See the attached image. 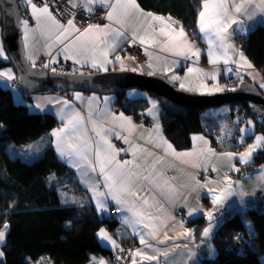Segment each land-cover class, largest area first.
<instances>
[{"label":"crops","instance_id":"crops-1","mask_svg":"<svg viewBox=\"0 0 264 264\" xmlns=\"http://www.w3.org/2000/svg\"><path fill=\"white\" fill-rule=\"evenodd\" d=\"M79 1L87 8L84 0ZM108 2L116 4V0ZM120 2L126 3L127 0ZM205 3L208 4L206 22L213 18L216 21L226 18L228 21L226 32L221 31V35L226 37L223 42L217 39L214 33L206 34L200 31L199 14L204 11ZM136 4L140 11H130L127 17H122L121 24L114 23L117 13H113V21L107 19L111 9L106 7V20L99 25L108 28L100 32L93 30L79 39H74L79 34L72 29L63 38L64 43L55 39L59 28L50 17L42 15L39 21L33 18V25L28 24L27 29L22 25L21 28L26 57L34 66H41L40 61L46 58L54 59V63H69L71 72L77 73L132 71L145 75L157 74L165 77L178 89L197 95L234 90L242 81L249 79L264 94V88L261 87L264 83V69H258L254 65L239 43L252 29L264 26V0H203L198 12L197 37L192 36L172 17L144 10L137 1ZM97 7L103 6L94 5V8ZM237 8L240 9L239 12ZM31 12L30 6V14ZM148 13L165 18L166 23L163 26L169 34L183 39L184 43L176 48L164 43L165 37L161 36L159 31H152L153 27L158 29L162 25L153 21ZM52 15L55 16L53 13ZM168 18L171 19V27L167 26ZM179 28L183 29L185 37H179ZM116 29L123 31L124 35L115 37ZM134 34L138 37L135 42L132 39ZM145 36L153 39H146V42L141 44L139 38ZM65 44L69 45L68 51L79 60L78 63L73 59H65V52L61 51ZM113 44L116 45L114 50ZM135 45L141 48L146 58L145 63H137L126 53L127 49ZM193 49L199 52V56L191 55ZM209 51L212 52L211 57ZM241 53L243 60L240 58ZM117 57L120 59L117 60ZM211 60H215V63L210 62ZM93 64L97 67L94 68ZM249 64L251 67H248ZM188 68L193 71L189 72ZM229 68L232 69L231 72L228 71ZM65 92L66 95L44 91L28 96L15 93V100L17 103L27 104L32 112L48 113L58 119L59 126L42 139L40 147L44 149L46 144L53 147L59 159L75 172L85 198L91 202L99 216H110V211L116 210L114 219L119 226L115 234L110 233L106 227L102 229L117 246L130 235L137 238L138 246L132 256L136 264H158L157 260L149 261L143 255H135L138 251L151 255L153 248L167 251L166 260L163 255H159V264H203L204 259H214L217 249L213 239L220 224L229 214L253 207L256 197L261 196L264 199V164L255 170H247L253 162V155L246 156L247 163L241 162L240 156L246 154L245 147L236 150L221 149L204 134H195L189 149L176 148L164 133L161 123L162 108L156 98L151 101L149 110L142 114L145 117L139 119L127 115L117 106L116 94ZM77 96L80 98L77 99ZM64 101H67L66 105L62 103ZM64 113L73 115V118L74 114H79V122L65 128L68 121L60 118ZM144 119L154 121L151 130L147 129ZM62 128H65V131L61 132L60 136L64 138L62 146L66 150L68 144L75 146L87 141L89 157L99 148L102 154L110 159L115 161L117 158L116 162H130L125 166V171L129 173L128 179L132 189L139 193V197H122L123 207L129 210L117 211L120 206L111 196L106 195L100 196L99 199L105 201L107 211L101 212L97 209L92 185L97 183V191L100 193L108 192L99 166L93 173L87 161L75 163L79 160L78 156H61L57 150V138L52 133ZM70 131L74 132L71 139L68 138ZM121 136H126L132 141L123 155L115 146V140ZM168 145H171V149ZM227 153L234 155L228 156ZM202 175L204 178L201 180ZM213 191L221 195V201L216 204L213 203ZM144 200L148 201L147 207L154 214L151 220L145 217L144 222L149 226L145 228L139 222L125 223V218L132 219L133 212H139L144 206ZM191 209L195 211L189 215ZM200 218H205L206 224L199 228L195 223ZM154 228H157L156 234L149 236L148 233ZM205 229H209L208 236H204ZM137 233L144 234L147 243L152 247L147 248L141 244L140 235ZM99 240L112 249L116 248L107 240L100 237ZM3 244L4 242L0 244V251L4 253ZM100 261L109 264V259L98 256H93L90 264H99Z\"/></svg>","mask_w":264,"mask_h":264},{"label":"trees","instance_id":"trees-1","mask_svg":"<svg viewBox=\"0 0 264 264\" xmlns=\"http://www.w3.org/2000/svg\"><path fill=\"white\" fill-rule=\"evenodd\" d=\"M136 1L144 10L170 16L192 36H198V12L203 0ZM245 39V54L263 70L264 26L252 29ZM6 66H11L8 56L0 57V69ZM13 88L0 81V229L5 222L8 225L0 264H90L93 256L107 258L110 264L116 248L102 244L98 232L106 227L115 234L119 225L116 220L110 221L108 216L96 213L85 198L75 172L59 159L55 149L46 144L36 154L23 156L9 152L11 144L41 143L59 126L53 115L32 112L24 102L17 103ZM134 89L117 93L116 104L127 115L142 119L155 98L143 90L130 91ZM44 91L48 90L41 92ZM19 93L28 96L21 90ZM232 107L251 116L245 103ZM161 108L164 133L180 150L191 147L195 134L208 136L221 149L235 150L243 149L256 134L264 135L261 122L252 117L256 122L254 133L239 139L233 132H224L221 117L210 109H191L171 115ZM263 164L264 148L253 156L247 170ZM206 203L209 205L208 200ZM245 218L251 221V228ZM195 224L200 228L206 219L200 218ZM131 236L119 244L128 243ZM213 240L217 256L204 259L203 264H264V203L261 207L255 203L243 212L229 214L217 228ZM255 248L260 249V254L254 252Z\"/></svg>","mask_w":264,"mask_h":264},{"label":"snow or ice","instance_id":"snow-or-ice-1","mask_svg":"<svg viewBox=\"0 0 264 264\" xmlns=\"http://www.w3.org/2000/svg\"><path fill=\"white\" fill-rule=\"evenodd\" d=\"M26 3L31 6L32 12H31V18L36 19L39 21L40 17L42 15H47L50 17L53 21L54 24H56L59 28V31L57 35L55 36V39L59 41L60 43H64V37H66L70 30L74 29L75 32L79 35L75 36L74 39H79L80 36L86 35L87 33L92 32L93 30L100 32L103 31L105 28H108V26H101L99 24H91L89 23L86 28H80L76 25L75 23V14L71 13L69 15V18L67 19L65 24H61L55 16L52 15V12L50 10V7L47 3L44 2V0H41V7H37L36 4L32 3V0H26ZM99 4L103 7H107L111 9L109 13L107 14V19L109 21H113V13H117L116 18L114 23L116 24H121L122 23V17H127L130 14V11H140L138 5L136 4V0H127L126 3H121L120 0H116V4L113 5L108 2V0H84V5H87L86 11L89 13L94 11V5ZM68 5H71V8H76V7H82L80 4L79 0H65V7H68ZM118 10H122V12H118ZM238 12L240 11L239 8L236 9ZM208 11V4L205 3L204 5V11H201L199 16H200V31L203 33H214L216 38L219 39L221 42H223L226 37H223L221 35V31L227 30V24L228 21L225 18L223 21H216L214 18L210 19L209 21L206 22L205 16ZM63 14V13H61ZM143 14V13H141ZM153 21L158 22L161 27L158 29L153 27L152 31L155 33L156 31H159L160 35L165 37V40L163 41L164 43L168 44L169 46L176 48L181 46L184 43L183 39L177 38V36L170 35L169 32L166 30L165 25V18L160 17V16H153L151 13L147 14ZM219 15V13L217 14ZM235 22V21H233ZM25 29L28 28V21L25 20L22 22ZM171 19L168 18L167 21V26L171 27ZM214 25V26H213ZM178 34L180 38L185 37V33L182 28L178 29ZM124 32L121 31L120 29H116L115 31V37H120L123 36ZM26 39H27V32L25 34ZM114 37V38H115ZM138 37L134 34L132 36L133 41ZM146 39H153V37L145 36L142 38H139V42L141 44H144L146 42ZM211 44V40L209 41ZM95 46V45H93ZM51 47V45H49ZM116 47L115 44L112 45V49L114 50ZM69 45L65 44L64 48L61 49V51L65 52V59H73L75 63H78L79 60H77L73 55L68 51ZM179 54V53H177ZM192 56H199V52L197 50L192 51L191 53ZM0 56H3V48L0 47ZM212 56V52L209 51V57ZM5 59L7 57H4ZM187 58V56H186ZM241 60H243V54H240ZM29 59L31 60V56H29ZM120 58L117 57V60ZM56 62L54 59L49 60V64ZM210 62L215 63V60H211ZM227 62V61H226ZM34 63V62H33ZM94 68L97 67L96 64L92 65ZM103 65H100L102 67ZM44 67H48V65H44ZM248 67H251L249 64ZM55 71V69H52ZM106 70V69H105ZM135 70V69H134ZM189 72H192V68H188ZM229 72L232 71V69H228ZM6 76L9 80L14 79L11 71L7 72H0V77ZM175 79V76L173 77ZM181 87H183V84H181ZM261 87L264 88V83L261 84ZM80 97L77 96V99ZM63 104H67V101L62 102ZM37 107H40V105H37ZM75 118H73V115L64 113L61 114L60 118L61 120L67 119L68 123L65 125V128L68 127V125H74L79 122L80 117L79 114H74ZM122 117V114H121ZM65 128H62L58 131H54L52 133L53 136L57 138V150L60 152L61 156L68 155L69 157H75L78 156L79 160H76L75 163H84L87 161L88 167L91 168V171L93 173L96 172L97 166H99L100 170V175L103 178L104 181V186L108 189L107 193H100L97 191L99 185L97 183H94L92 185V191L94 192V199H96V207L99 211L104 212L107 211V204L105 203L104 200L99 199L100 196L106 195V196H111V199L115 201L118 207L117 211H126L129 209H126L122 205V197H126L128 195H131L133 197H139V193L137 191H133L131 181L128 179L129 173L125 171V166L128 165L130 162L125 160L122 163L116 162L106 155L102 154L101 150L98 148L92 157H89L88 155V142L84 141L82 144H78L73 146L72 144L67 145V150L62 146V138L60 136L61 132L65 131ZM74 132L70 131L68 133V138L71 139L73 136ZM99 135V133H97ZM257 143L255 145L249 146L247 152L245 155L240 156V161L243 163H247L246 156L250 157L251 153L255 150L256 147L261 146L264 144V137H256ZM243 143V140H241ZM169 149H171V145L167 146ZM228 156L234 155L233 153H227ZM213 203L216 204L221 201V195L216 194L215 191H213ZM230 194V193H229ZM131 203V201H129ZM148 201L144 200V206L141 207L139 212H133L132 214V219L125 218V223H141L145 228H147L149 225L145 223V217H147L148 220H151L154 218V214L149 211V208L147 207ZM195 211L194 209L189 210V215L192 214V212ZM209 219H211V214H209ZM158 228V225H157ZM157 228H154L150 233H148L149 236H154L157 232ZM8 229V225L5 224L3 229H0V244L4 242L6 231ZM209 229H205L204 236H208ZM140 235V243L144 244L145 247L151 248L152 246L147 243L145 239V235L142 233H137ZM98 236L103 239L109 241L111 244H113L114 247H118L115 244V241L111 240V238L107 235L104 229H101L100 232L98 233ZM163 243V241H161ZM153 254L149 255L144 253L143 251H138L135 253V255H143L145 259L149 261L157 260L159 264V255H163L165 257V260L167 259V251L166 250H161L157 248L152 249ZM4 253L0 251V257H3ZM99 264H104L103 261H100ZM133 264H136L135 261H133Z\"/></svg>","mask_w":264,"mask_h":264},{"label":"water","instance_id":"water-1","mask_svg":"<svg viewBox=\"0 0 264 264\" xmlns=\"http://www.w3.org/2000/svg\"><path fill=\"white\" fill-rule=\"evenodd\" d=\"M2 38L10 65L18 76L19 89L26 94L43 90L117 94L135 88L148 92L171 115L191 109L205 110L222 105L247 104L251 117L264 127V94L251 81L241 82L238 89L212 95H197L178 89L161 75L132 71L77 73L49 71L33 66L26 57L22 39V13L17 0H0ZM260 254V249L255 248Z\"/></svg>","mask_w":264,"mask_h":264},{"label":"built area","instance_id":"built-area-1","mask_svg":"<svg viewBox=\"0 0 264 264\" xmlns=\"http://www.w3.org/2000/svg\"><path fill=\"white\" fill-rule=\"evenodd\" d=\"M45 3H47L50 7V10L55 15L58 21L61 23H66L67 19L69 18V15L71 13L75 14V23L80 28H86L89 23L91 24H102L106 20V14H107V8L106 7H97L94 9L93 12L89 13L86 11L84 6L82 7H76L71 8V5H68V7H65V0H44ZM80 2V1H79ZM17 3L19 5V8L22 13V19L25 21H28L29 25L34 24L33 18H31L30 14V5L26 3V0H17ZM33 4H36L38 7H41V0H32ZM63 13V14H61ZM240 47L242 51H246V41L245 39H240L239 41ZM127 54L135 59V61L139 64L145 63L146 58L141 50V48L138 45H135L127 50ZM49 58L42 59L40 61V65L44 67V65H48V67H45L46 70L53 71L52 69H55V71L58 70H64L66 72H71V65L69 63H51L49 64ZM40 66V67H41ZM49 92V90L47 91ZM58 93L66 95L65 91H58ZM144 124L146 125L148 130L152 129V125L154 124V121L151 119H144ZM132 141L130 138L126 136L118 137V139L115 140V146L116 149L119 152H122V155L124 152H127ZM122 156H120L121 159ZM115 161H117V158H115ZM211 176V175H207ZM255 203L261 207L264 203L261 196L256 197ZM116 213V210L113 209L111 211V214L109 217L110 221H114V215ZM7 224V222L4 223V225ZM3 225V226H4ZM138 246L137 238L134 236H131L128 243H121L116 247L113 258L111 259L110 264H133L132 254L135 251V249Z\"/></svg>","mask_w":264,"mask_h":264},{"label":"rangeland","instance_id":"rangeland-1","mask_svg":"<svg viewBox=\"0 0 264 264\" xmlns=\"http://www.w3.org/2000/svg\"><path fill=\"white\" fill-rule=\"evenodd\" d=\"M0 19H1V12H0ZM23 21L24 20L22 19V22ZM22 25H23V23H22ZM0 47L3 48V56H0V57H2V58L7 57L5 47H4L3 38H2V27H1V25H0ZM9 70L11 71V73L15 79L9 80L6 76H4V77H0V81L3 80L4 82L10 84L12 86V88L14 87L13 90H15V93L17 95H19L20 89L18 86V76H17L15 70L13 69V67L12 66H6V67L0 69V72H7ZM56 72L65 73L66 71L58 70ZM49 91H51V90H49ZM130 91L133 92V91H137V90L134 89V90H130ZM138 92H141V91L138 90ZM208 111H211L214 114L219 115L221 117L222 122H223V130L225 133L230 134L231 132H233V134L236 135V138H239V139L243 138V136H247L250 134L252 135V133H254L256 123L251 118V116L246 114V112L244 110L239 112L236 107H232L230 104H226V105H222L220 107L210 108V110H208ZM258 136L264 137L263 133L256 134L254 139H252L245 146L244 150H246V152H247L249 146L255 145L257 143L256 137H258ZM40 146H41L40 142L37 144L30 145V146L29 145L11 144V146L9 147V152L13 153V154L26 156L30 153L32 154L34 152V154H36L37 152L41 151L42 148ZM263 148H264V144L256 147L255 150L251 154L254 156L259 150H261ZM203 178H204V175H202L200 177L201 180ZM111 211H110V214H111ZM245 223L248 226V228H251V221L248 218H245Z\"/></svg>","mask_w":264,"mask_h":264}]
</instances>
